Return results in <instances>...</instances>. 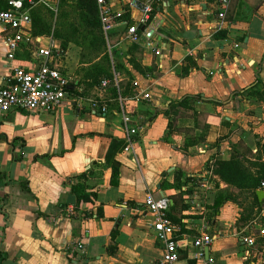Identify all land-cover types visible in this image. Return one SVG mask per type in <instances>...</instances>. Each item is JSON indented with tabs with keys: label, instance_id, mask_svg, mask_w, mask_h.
Here are the masks:
<instances>
[{
	"label": "crops",
	"instance_id": "0c3cea01",
	"mask_svg": "<svg viewBox=\"0 0 264 264\" xmlns=\"http://www.w3.org/2000/svg\"><path fill=\"white\" fill-rule=\"evenodd\" d=\"M108 1L115 11L128 10L130 22L139 18L132 0ZM216 13L210 0H161L151 26H140L139 41H124L121 23L103 32L106 51L116 58L114 91L110 82L103 90L87 75L100 55L82 59L81 47L69 43L56 59L71 79L58 109L0 115V264H157L162 244L151 215L142 212L147 192L170 198L169 214L181 221L174 223L183 264L191 261L200 225L213 237V264H264V200L253 207L250 192L214 173L218 159L233 155L250 172L264 162V0H231L220 27ZM224 28L227 37L215 38ZM8 34L0 31V85L12 64ZM51 37L23 43L13 62L34 66L33 47L47 46ZM140 92L148 97H134ZM192 94L201 96L194 113H163ZM134 126L142 128L133 155L123 148ZM190 134L205 141L184 149ZM113 167L117 184L111 183ZM205 170L212 183L200 189L201 199L189 203L185 184L170 186L175 172L184 180ZM77 183L86 185L92 201L77 202L71 190ZM221 190L227 197L218 204ZM251 235L255 242L248 246L242 237Z\"/></svg>",
	"mask_w": 264,
	"mask_h": 264
},
{
	"label": "built area",
	"instance_id": "2783aa9c",
	"mask_svg": "<svg viewBox=\"0 0 264 264\" xmlns=\"http://www.w3.org/2000/svg\"><path fill=\"white\" fill-rule=\"evenodd\" d=\"M60 0H52L51 6L48 0H0V31L8 32L4 45L7 58L11 61L8 77L0 85V115H4L10 110H23L30 113L54 112L63 102L67 95L68 87L71 84L70 77L65 74L56 59L63 54L61 47L57 46L52 37L47 46L33 47L31 57L34 66L26 67L19 63H14L15 54L20 50L23 43L32 44L36 36L32 33V18L30 8L37 3L46 5L51 10H56L55 6ZM99 19L102 24L104 34L109 33L117 23L124 24L126 31L123 35L124 41L137 42L140 35H143L140 26L145 29L151 26V12L154 6L161 0H132L130 6L136 7L140 16L138 19L126 23L116 21L121 16L119 11L112 9L108 0H95ZM217 6L216 16L219 19V27L225 23L226 12L231 0H210ZM38 37V36H37ZM151 45V42H147ZM155 55H161L159 49L155 50ZM109 81H101V89H105ZM148 97L147 93L140 92L134 97ZM105 108H102V111ZM142 126L129 127L125 134L124 152L134 155L133 141L138 129ZM135 160V158H134ZM212 173L205 170L200 175L190 176V180L182 188L185 199H201V188H207L211 183ZM260 189L264 190V180L260 183ZM196 198V199H193ZM170 198L164 194H154L147 192L144 196L142 212L150 214L152 217L151 227L156 238L162 244V256L157 264H183L178 251L177 234L179 227L169 217ZM201 209L204 208L201 206ZM70 208L69 211H73ZM198 235L192 241L194 250L190 253V259L196 264H213V259L205 253L213 242V237L209 234L204 225L198 227ZM242 233V230L239 234ZM264 234V229L259 231ZM243 242L252 246L255 242L254 236L242 237Z\"/></svg>",
	"mask_w": 264,
	"mask_h": 264
},
{
	"label": "trees",
	"instance_id": "16d2710c",
	"mask_svg": "<svg viewBox=\"0 0 264 264\" xmlns=\"http://www.w3.org/2000/svg\"><path fill=\"white\" fill-rule=\"evenodd\" d=\"M64 1V0H63ZM39 4V3H37ZM30 8V15L32 18V33L35 36H52L55 39L60 40V47L64 50L69 43H73L81 47V58L92 61L95 57L100 55V61L92 64L87 70V75L93 79L92 84H101V81L107 79L112 87V91L116 90L112 82H114L113 68L117 70L116 58L108 55L106 51V41L103 34L102 24L99 19L98 9L95 0H73L74 12L77 17L70 18L69 13L66 10H62L54 18L53 27L48 21L44 20L43 15L38 17V14L34 12L36 5ZM41 5H44L40 3ZM46 6V5H45ZM50 9V8H49ZM128 10L121 13V16L116 21L130 22L127 15ZM227 17L225 16V19ZM228 20V19H226ZM77 21L78 23H76ZM141 29V27L139 28ZM226 29L217 30L214 34L215 38H226ZM115 39L111 38L113 42ZM113 64V65H112ZM123 64H120L122 67ZM119 67V68H120ZM151 72V68L147 69ZM109 85V83H108ZM108 85L106 88H108ZM201 100L200 94L186 95L182 99L172 101L169 104V108L163 113L167 116L173 115V117L184 118L188 112L194 113V104ZM182 109V110H181ZM171 125L173 123H170ZM205 139L200 134H190L184 140V149L187 147L197 145L204 142ZM214 173L219 175L220 178L230 187L239 189L240 191H248L253 196V207L260 209V202L256 196V189L260 188V183L264 180V162H259L254 172H250L243 165L239 159V155H233L227 160L218 159L215 162ZM81 177V176H80ZM119 177L118 170L113 167L111 183L117 184ZM190 180V176L181 179V173L175 172L173 183L170 186L180 187ZM22 187L25 191H29L27 184L22 183ZM86 185L84 183H77L71 185L72 192L77 196V202L92 201V195L85 192ZM220 201L227 196L224 191L219 192ZM173 199H175L173 197ZM176 200V199H175ZM169 217L173 222L180 224V218H173L170 214ZM3 255L0 253V262L3 259ZM188 264H196L194 260L188 261Z\"/></svg>",
	"mask_w": 264,
	"mask_h": 264
},
{
	"label": "rangeland",
	"instance_id": "374dc122",
	"mask_svg": "<svg viewBox=\"0 0 264 264\" xmlns=\"http://www.w3.org/2000/svg\"><path fill=\"white\" fill-rule=\"evenodd\" d=\"M48 2L51 6H53L54 3L52 2V0H48ZM55 9L56 10H51L47 6L41 5L39 3L36 5L34 12L38 14V17H41V15H43L44 20L48 21L51 27H53L55 16L59 14L62 10H66V12L69 13L70 18L73 17L74 19L77 17L76 13L74 12L75 9L73 7V0H60L58 3H56ZM75 22L78 23L77 21Z\"/></svg>",
	"mask_w": 264,
	"mask_h": 264
},
{
	"label": "water",
	"instance_id": "95a60500",
	"mask_svg": "<svg viewBox=\"0 0 264 264\" xmlns=\"http://www.w3.org/2000/svg\"><path fill=\"white\" fill-rule=\"evenodd\" d=\"M144 27H142V29H143ZM151 34H152V31H150L149 33H148V36H151ZM116 165H117V163H116ZM256 194H257V197H258V200L259 201H263L264 200V190H262V189H257L256 190ZM205 253L207 254L208 253V248H206L205 249Z\"/></svg>",
	"mask_w": 264,
	"mask_h": 264
}]
</instances>
